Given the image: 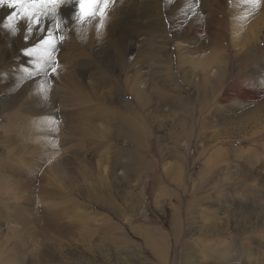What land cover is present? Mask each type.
I'll use <instances>...</instances> for the list:
<instances>
[{
    "label": "rangeland",
    "instance_id": "1",
    "mask_svg": "<svg viewBox=\"0 0 264 264\" xmlns=\"http://www.w3.org/2000/svg\"><path fill=\"white\" fill-rule=\"evenodd\" d=\"M135 1L69 23L41 4L39 28L17 17L14 32L19 6H0V264H264V120L231 122L264 91V16L219 25L209 65L211 47L177 33L210 31L234 0Z\"/></svg>",
    "mask_w": 264,
    "mask_h": 264
},
{
    "label": "bare ground",
    "instance_id": "2",
    "mask_svg": "<svg viewBox=\"0 0 264 264\" xmlns=\"http://www.w3.org/2000/svg\"><path fill=\"white\" fill-rule=\"evenodd\" d=\"M135 0H128V2L126 3V5H127V7L126 8H132V10H134V9H136L137 8V6H136V1L134 2ZM235 2V8H234V6H233V9H229L230 11H228L227 13H223V11L221 10V12H222V14H225V16L223 15V17H225L224 19H223V21L220 23V21H216L215 20V18H216V9L218 8V7H216L215 6V9H213V10H211L212 12H211V15H210V17H208L209 18V20L208 19H206V20H208V22H209V26H211V27H209V28H211V30L209 31L208 30V24L206 25L207 26V30L209 31L207 34H206V37H200V36H198V32L200 31V29L201 28H203V27H206L205 25H203V22H202V25H200L201 24V20H198V22L196 21H192L190 24H187V25H185V26H182V28H181V30H180V32L179 33H177V35L179 36L178 38H180L181 39V41H183V42H185V43H193V44H195V45H197V46H206V47H211V52L209 53V58H210V60H211V62H208V64L210 65V64H217V63H221V60H220V56H219V53H217L218 51H219V43H221L220 41L224 38V36L225 35H223L224 34V29L223 30H221V25L223 24V23H225L226 25H227V21L229 20V22L231 23V24H233L235 27L233 28L234 29V31H235V34H237V32H236V27H237V22L239 21V15H237V13L234 15V12H241V11H245V12H257L258 11V13H262L263 14V16H264V0H259V2H258V5H257V3H252L251 2V0H242V1H240V0H234ZM125 2V1H124ZM239 3H241V4H239ZM58 4V3H57ZM263 6H262V5ZM49 5H51V4H49ZM214 5V4H213ZM109 5H107V7H108ZM116 6H118V4L116 5ZM210 5L208 4V7H209ZM261 6H262V8H261ZM124 7V6H123ZM61 8H64V11H63V13H61L59 16H57V18L59 19V22H62V23H69V22H71L72 20H73V14L78 10V8H79V5H78V3L76 2V0H70V2H68V3H63L62 5H61ZM114 8V7H113ZM118 8H122V7H120V6H118ZM117 8V9H118ZM115 9V8H114ZM116 9V10H117ZM219 10H220V8H218ZM122 10V9H121ZM127 10V9H126ZM191 10V9H190ZM261 10V11H260ZM127 12V11H126ZM58 13V12H57ZM122 13V12H121ZM242 13V12H241ZM244 13V12H243ZM125 14V13H124ZM133 14V13H132ZM229 15V16H228ZM80 16V15H79ZM125 16V15H124ZM133 16V15H132ZM135 16V15H134ZM184 17V16H183ZM183 17L182 16H180V20H183ZM247 17V16H246ZM52 18H53V15H52ZM243 18V17H242ZM45 19V18H44ZM75 19V18H74ZM247 19V18H246ZM205 20V21H206ZM227 20V21H226ZM243 20V19H242ZM204 21V20H203ZM204 21V22H205ZM44 22V21H43ZM103 22V21H102ZM125 22V21H124ZM207 22V23H208ZM45 23V22H44ZM104 23V22H103ZM239 23V22H238ZM48 24V23H47ZM105 25H106V27H107V29H108V32H109V15L107 16V18L105 19V23H104ZM214 24H217L216 26H214ZM229 24V23H228ZM105 25H103V26H105ZM220 25V26H219ZM225 25V26H226ZM249 25L250 26H255L256 25V19H255V17H253V18H251V20H250V23H249ZM45 26H46V24H45ZM232 26V25H231ZM189 28L191 29L190 30V32H189ZM206 29V28H205ZM226 29V28H225ZM106 30V29H105ZM204 31V30H203ZM226 32V31H225ZM235 37V38H234ZM175 38V37H174ZM232 39H236V35H234L233 34V31H232ZM190 40H192V41H190ZM240 41H242L241 39H239ZM174 41V40H173ZM188 41H190V42H188ZM82 42V41H81ZM236 42H237V44H242V45H244L243 43L244 42H239L237 39H236ZM83 43V42H82ZM82 45V44H81ZM84 45V44H83ZM85 46V45H84ZM245 46V45H244ZM199 49V48H198ZM105 56H107L106 55V53L104 54ZM81 56V55H80ZM122 56V55H121ZM79 58V57H78ZM124 59V58H123ZM242 59V58H241ZM121 61V60H120ZM243 61H244V59H243ZM135 65V64H134ZM205 66V65H204ZM223 66V65H222ZM221 65H216V66H214V70H212L213 71V73H215V75L217 76V77H219L220 79H221V77L223 76V67H222ZM80 68V67H79ZM78 70V69H77ZM204 70V69H203ZM206 74H208V73H210V72H205ZM212 73V72H211ZM180 77L181 78H183V76L185 75L182 71H181V73H180ZM209 75V74H208ZM65 76H68L67 74L65 75ZM215 77V76H214ZM247 77V76H246ZM261 78V79H260ZM259 78V80L261 81L260 83H258V85H260V86H257V88H263L264 89V76L262 77H260ZM204 79H205V77H204ZM243 79H245V78H243ZM249 80V79H248ZM238 81H239V79H238ZM241 81H243V80H241ZM256 81V80H255ZM246 83H247V81H246ZM243 84V83H242ZM245 85V84H244ZM243 85V86H244ZM240 86V85H239ZM248 90V89H247ZM235 91V90H234ZM257 92V91H256ZM247 93V92H246ZM230 94V93H229ZM82 96V95H81ZM240 98L242 99H245L246 98V96H244V95H240ZM250 99V98H249ZM251 99L253 100V101H257V104L255 105V107H253V109H251L250 111L248 110V109H246V107H245V111H243V110H241V111H239V112H241V113H237V114H233V117H231L232 119H235L236 121H231L232 122V124L235 126V127H237L238 129H242V130H245L247 127H251V125H253V124H255L256 122H258V119L260 118V119H263L264 120V91H263V93H258V95H256V96H251ZM250 99V100H251ZM82 110V109H81ZM105 110V109H104ZM99 112V111H98ZM232 112V111H231ZM245 112V113H244ZM103 113H104V111H103ZM249 113H251V115H249ZM101 114V113H100ZM107 114H109V111H108V113ZM112 114V113H111ZM245 114H247L246 116H245ZM106 115V114H105ZM104 115V116H105ZM91 116H95V115H92L91 114ZM99 116V115H98ZM103 115H102V119H104L105 117H104ZM110 117H112V116H110ZM117 117H119V116H117ZM97 118V117H96ZM230 118V119H231ZM58 119L59 120H62L63 118H61V117H58ZM64 119H66V118H64ZM108 119V118H107ZM106 119V120H107ZM123 119V118H122ZM66 121V120H65ZM67 121H68V119H67ZM120 125V124H119ZM127 126V125H126ZM121 127L122 126H120V129H121ZM130 127V126H129ZM124 128V127H123ZM234 128V127H233ZM264 128V127H263ZM70 130V129H69ZM122 130V129H121ZM125 130V129H124ZM259 131H260V129H259ZM246 132V131H245ZM244 133V132H243ZM257 133V132H256ZM120 134V133H119ZM70 135V134H69ZM123 135V134H122ZM124 135L125 136H127V135H129V137L130 138H135V140H136V138L138 139V134H136V133H129V131H128V133L127 132H125L124 133ZM119 136V135H118ZM134 141V140H133ZM132 143V142H131ZM128 154V153H127ZM135 158V157H134ZM128 163V162H127ZM101 196V195H100ZM263 215V214H262ZM23 220V218L21 217V221ZM24 221V220H23ZM23 224L25 225V222H23ZM22 226V225H21ZM27 227V226H26ZM21 230H23V229H21ZM25 233H26V231H25ZM24 233V234H25ZM28 233V232H27ZM256 238V237H255ZM254 240V239H253ZM256 241V240H255ZM257 242V241H256ZM260 242V241H259ZM262 243V242H261ZM256 244V243H255ZM258 245V244H257ZM259 246H264V245H262V244H259ZM261 248V247H260ZM250 251V254H248L249 255V257L248 258H246L247 259V263L248 264H257L256 262H254L253 260H255V261H257L258 262V259H260L259 257H257L256 255H252L251 254V250H248V251H246V252H249ZM263 256V255H262ZM263 260V262H264V259H262ZM261 260V261H262ZM219 261H221V260H219ZM226 261V260H225ZM260 261V262H261ZM217 263V262H216ZM218 264H221V262H219ZM223 264V263H222Z\"/></svg>",
    "mask_w": 264,
    "mask_h": 264
},
{
    "label": "snow or ice",
    "instance_id": "3",
    "mask_svg": "<svg viewBox=\"0 0 264 264\" xmlns=\"http://www.w3.org/2000/svg\"><path fill=\"white\" fill-rule=\"evenodd\" d=\"M70 0H0V6L7 5L9 8H17L19 6V12H13L8 16V23L5 24V28L12 30L13 32L19 26V22L12 23L17 17L20 21H27L29 28L33 24L39 28L40 18L37 15L36 9L41 4H57V3H68ZM79 5L80 18H90L94 16V5L100 3V0H76ZM252 3H258L259 0H251ZM105 6L109 3V0H103ZM103 14V10L101 11ZM42 31L44 29H41ZM42 44L47 45L51 49H55V45L52 43V37L42 38ZM30 54V53H29ZM54 70V69H53Z\"/></svg>",
    "mask_w": 264,
    "mask_h": 264
},
{
    "label": "crops",
    "instance_id": "4",
    "mask_svg": "<svg viewBox=\"0 0 264 264\" xmlns=\"http://www.w3.org/2000/svg\"><path fill=\"white\" fill-rule=\"evenodd\" d=\"M139 231L141 232L140 234L142 235V237H144L145 239H147V236H150L152 234L151 237H153L155 239V242H151L153 247L156 246V248L158 247L160 250L162 248L163 249L165 248V246H163L162 243H159L158 239H156V235H155V233L152 230L139 228ZM149 245H150V243H149Z\"/></svg>",
    "mask_w": 264,
    "mask_h": 264
}]
</instances>
